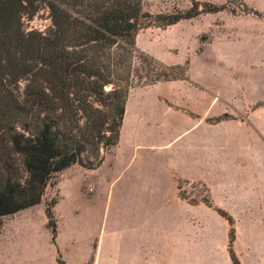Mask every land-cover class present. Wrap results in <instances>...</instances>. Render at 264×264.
Segmentation results:
<instances>
[{
    "label": "crops",
    "instance_id": "obj_1",
    "mask_svg": "<svg viewBox=\"0 0 264 264\" xmlns=\"http://www.w3.org/2000/svg\"><path fill=\"white\" fill-rule=\"evenodd\" d=\"M244 2L248 14H202L168 27L175 53L184 38L196 36L188 58L168 64L187 62V79L130 92L118 144L97 169L83 168L92 171L95 222L71 242L74 257L62 247L55 211L61 199L54 207L58 230L51 241L64 264H233L232 228L240 263L264 264V0ZM137 46L146 52L140 34ZM180 183L204 184L213 207L182 198ZM20 220L0 230V239ZM42 224L50 230L46 219Z\"/></svg>",
    "mask_w": 264,
    "mask_h": 264
},
{
    "label": "trees",
    "instance_id": "obj_2",
    "mask_svg": "<svg viewBox=\"0 0 264 264\" xmlns=\"http://www.w3.org/2000/svg\"><path fill=\"white\" fill-rule=\"evenodd\" d=\"M41 1L51 26L27 31L24 18ZM203 7L152 14L143 0H0V219L41 204L56 174L75 165L97 169L101 148L119 142L132 90L187 79V67L145 53L137 37L225 10ZM203 202L213 207L210 197ZM46 214L55 242L54 215L49 208ZM234 236L232 228L229 250L241 264Z\"/></svg>",
    "mask_w": 264,
    "mask_h": 264
},
{
    "label": "rangeland",
    "instance_id": "obj_3",
    "mask_svg": "<svg viewBox=\"0 0 264 264\" xmlns=\"http://www.w3.org/2000/svg\"><path fill=\"white\" fill-rule=\"evenodd\" d=\"M196 4L199 5L200 9L204 8L205 4L224 7L225 10L223 11L235 16L250 12L244 0H143L145 11L152 14L187 12ZM39 7L35 15L24 18V28L27 31H46L51 26L49 10L44 2H39ZM205 23L210 29L216 30L214 27L215 20L208 18ZM194 27L199 33L200 22H196ZM181 29L183 33L192 31L190 26H182ZM173 31L168 28H149L141 31L139 34L141 35V46L146 50L144 52L167 66H170L168 65L169 63H178L181 60H186L188 58L187 53H189L187 49L193 48L198 43L196 36L189 35L188 38H184L182 40V50L180 47L178 49L179 52L175 53L171 51L174 41L169 36ZM203 37L210 40V36L205 35ZM139 49L141 50V48ZM185 67H187V62L184 61L180 68ZM111 150L112 147L108 149L101 148L100 157H104ZM92 184V171L83 170L82 166L75 165V167L58 173L52 178L45 190L40 207L28 209L24 214L19 213L17 216H7L0 219V230H2L8 229L16 217H22V220L16 222L8 230L6 236L0 239V260L8 259L14 264H54L56 257L58 264L59 261H64L61 253L56 255V248L51 241V229H47L42 224V218L49 223L46 215L48 208L54 215L57 230L58 219L56 214L58 218L60 217L64 252L70 257L76 256L78 248L75 245L76 243L72 245L71 242H73L75 237L79 236L80 232L83 233V225H88L91 222V231L92 226L94 227L95 221L92 218V210L96 207H92L91 201H89V198H92V192H89ZM180 196H183L192 204L204 203L203 201L210 197L208 188L202 183H181ZM60 199L61 201L55 209V214L54 204ZM117 224L114 223L113 230L115 231H113V235L119 239L121 229L120 224ZM86 232L89 231H85V234ZM194 264L224 263L206 262Z\"/></svg>",
    "mask_w": 264,
    "mask_h": 264
}]
</instances>
